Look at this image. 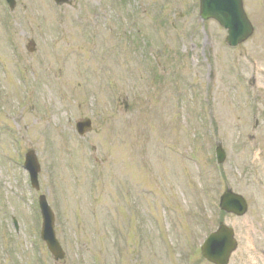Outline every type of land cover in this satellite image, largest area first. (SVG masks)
<instances>
[{
    "label": "rangeland",
    "instance_id": "1",
    "mask_svg": "<svg viewBox=\"0 0 264 264\" xmlns=\"http://www.w3.org/2000/svg\"><path fill=\"white\" fill-rule=\"evenodd\" d=\"M15 1L0 0V264H210L199 247L220 223L228 264H264V0H242L254 32L234 50L197 0ZM226 189L243 216L218 210Z\"/></svg>",
    "mask_w": 264,
    "mask_h": 264
},
{
    "label": "water",
    "instance_id": "2",
    "mask_svg": "<svg viewBox=\"0 0 264 264\" xmlns=\"http://www.w3.org/2000/svg\"><path fill=\"white\" fill-rule=\"evenodd\" d=\"M57 2L66 0H56ZM13 5V1L11 3ZM200 17L202 20L213 19L227 30L228 36L225 43L230 47H236L247 40L252 34V28L248 22L241 0H200ZM88 122L78 125L77 131L81 134ZM218 161L224 160V152L221 148L217 150ZM26 166L31 171H38L35 158L32 153L26 156ZM33 180L34 177L32 176ZM36 185V184H35ZM40 205L43 216V238L47 243L48 250L55 260L63 258V253L58 243L54 239L52 226L53 217L48 210L43 197L40 198ZM219 207L225 213L242 216L246 212L244 199L227 189L220 197ZM236 248L233 239V231L224 225H220L218 231L212 234L201 248L202 256L213 264H227L229 255Z\"/></svg>",
    "mask_w": 264,
    "mask_h": 264
}]
</instances>
